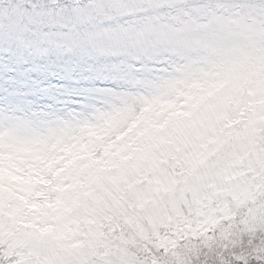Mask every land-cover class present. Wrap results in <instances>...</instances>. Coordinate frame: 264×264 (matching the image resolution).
<instances>
[{
    "label": "clouds",
    "instance_id": "9594fccd",
    "mask_svg": "<svg viewBox=\"0 0 264 264\" xmlns=\"http://www.w3.org/2000/svg\"><path fill=\"white\" fill-rule=\"evenodd\" d=\"M14 6L25 40L6 46L100 83L78 106L0 118V252L13 264L264 256V0H0Z\"/></svg>",
    "mask_w": 264,
    "mask_h": 264
},
{
    "label": "rangeland",
    "instance_id": "374dc122",
    "mask_svg": "<svg viewBox=\"0 0 264 264\" xmlns=\"http://www.w3.org/2000/svg\"><path fill=\"white\" fill-rule=\"evenodd\" d=\"M13 13H16L17 17L25 15L24 9L20 6L0 11V51L2 55L9 53L8 57L0 58V118L9 120L13 112L19 116L23 108L29 105H35L33 110L47 107V102L39 96L34 97L31 89L26 88V85L37 83L41 88L47 87L48 84L56 85L63 74L59 64L48 61L46 66V61L41 57L34 56L21 48L5 45V40L14 39L21 42L25 40L23 25L13 19ZM119 38L118 34L101 36L97 39V46L103 48L107 42ZM32 39L38 42L39 33ZM47 39H51V36L45 38L46 41ZM25 61L28 62V67L31 66L38 71L33 73L26 70L23 66ZM16 62L18 71L13 73Z\"/></svg>",
    "mask_w": 264,
    "mask_h": 264
},
{
    "label": "snow or ice",
    "instance_id": "6c2138e0",
    "mask_svg": "<svg viewBox=\"0 0 264 264\" xmlns=\"http://www.w3.org/2000/svg\"><path fill=\"white\" fill-rule=\"evenodd\" d=\"M75 10V9H74ZM26 9L24 12L26 14ZM13 19L24 25L25 15L17 17L16 13H13ZM30 20H33L34 17H29ZM57 35V38L61 39L60 34ZM51 36L48 33H39V43L45 42V38ZM47 42L51 43V39H47ZM45 61H52L57 63L62 68V77L56 85L48 84L47 87L41 88L39 84L32 83L26 85V88H30L33 96H39L42 100L47 102V107L39 110L35 109V105H29L24 107L21 111V114L17 116L14 112L10 117V121L16 123L21 122L27 119V115L31 112H48L57 110L62 107H75L80 104H83L88 99V92L91 88L95 87L96 84L100 81L94 78H85L82 73L77 70L76 62L73 60H63L56 61L48 57H41ZM108 69H99V71H107ZM111 71L116 72L118 69L112 68ZM4 133L0 132V136H3ZM14 257L9 253L0 252V264H13ZM253 264H264V256H257L253 260Z\"/></svg>",
    "mask_w": 264,
    "mask_h": 264
},
{
    "label": "trees",
    "instance_id": "16d2710c",
    "mask_svg": "<svg viewBox=\"0 0 264 264\" xmlns=\"http://www.w3.org/2000/svg\"><path fill=\"white\" fill-rule=\"evenodd\" d=\"M9 56V53L7 52V54L6 55H2V53H1V51H0V58H6V57H8ZM48 65V61H46V66ZM23 66L25 67V69L26 70H30V71H32L33 73H36L38 70L36 69V68H33V67H28V62L27 61H25L24 63H23ZM16 67H17V62H16V64H15V67H14V69H13V73H15V72H17L18 70L16 69ZM31 72V73H32Z\"/></svg>",
    "mask_w": 264,
    "mask_h": 264
}]
</instances>
